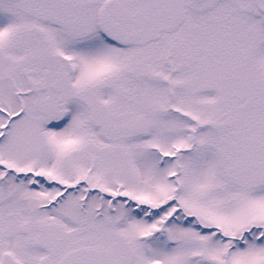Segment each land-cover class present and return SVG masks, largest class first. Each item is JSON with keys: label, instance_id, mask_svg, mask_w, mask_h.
<instances>
[{"label": "snow or ice", "instance_id": "obj_1", "mask_svg": "<svg viewBox=\"0 0 264 264\" xmlns=\"http://www.w3.org/2000/svg\"><path fill=\"white\" fill-rule=\"evenodd\" d=\"M0 264H264V0H0Z\"/></svg>", "mask_w": 264, "mask_h": 264}]
</instances>
